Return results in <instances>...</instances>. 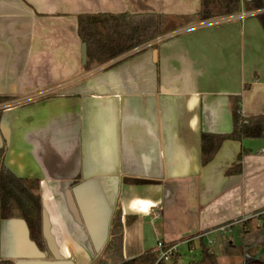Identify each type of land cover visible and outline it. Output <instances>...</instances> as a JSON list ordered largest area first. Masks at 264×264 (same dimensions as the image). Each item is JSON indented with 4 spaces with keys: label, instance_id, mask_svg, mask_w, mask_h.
Segmentation results:
<instances>
[{
    "label": "crops",
    "instance_id": "0c3cea01",
    "mask_svg": "<svg viewBox=\"0 0 264 264\" xmlns=\"http://www.w3.org/2000/svg\"><path fill=\"white\" fill-rule=\"evenodd\" d=\"M200 9L201 0H0V96L10 98L0 150L16 175L40 181L47 243L30 239L16 211L0 224V259L93 264L121 208L125 259L163 240L182 243L171 264H188L203 240L219 264H264L263 249L245 247L263 221L264 137L228 139L206 165L201 152L203 133L233 132L236 98L244 116L264 115V29L245 0L226 17L201 21ZM99 13L160 14L164 33L87 67L79 16ZM242 151L241 172L229 174Z\"/></svg>",
    "mask_w": 264,
    "mask_h": 264
},
{
    "label": "trees",
    "instance_id": "16d2710c",
    "mask_svg": "<svg viewBox=\"0 0 264 264\" xmlns=\"http://www.w3.org/2000/svg\"><path fill=\"white\" fill-rule=\"evenodd\" d=\"M242 0H201L198 13L201 21L226 17L240 12ZM245 9L257 12L264 29V0H245ZM163 16L160 14H82L79 16L78 32L87 44L88 67L91 62L104 63L118 58L134 49L151 42L163 33ZM9 97L0 96V103L9 101ZM234 130L230 134L203 133L201 137L202 163H210L219 152L222 144L228 140L264 137V115L246 117L243 115L240 99L233 103ZM245 151L238 157V164L228 173L241 172V162ZM5 150H0V224L11 218L17 211L26 222L30 239L42 250L47 249L43 231L42 198L38 193L40 181L16 175L4 162ZM260 230L246 238L245 247H258L264 250V216ZM133 218L127 217L131 222ZM112 237L101 255L93 264H165L158 262L155 251H148L138 257L125 259L122 253L124 222L122 209H118L112 220ZM201 254L188 264H219L217 255L202 240ZM2 264H14L3 261Z\"/></svg>",
    "mask_w": 264,
    "mask_h": 264
},
{
    "label": "built area",
    "instance_id": "2783aa9c",
    "mask_svg": "<svg viewBox=\"0 0 264 264\" xmlns=\"http://www.w3.org/2000/svg\"><path fill=\"white\" fill-rule=\"evenodd\" d=\"M157 41H160V38L157 39ZM28 100H31L28 99ZM23 102V101H22ZM260 215L263 217L264 216V211L260 213ZM231 227L232 225H226L224 227H221L220 230L224 231V232H231ZM190 239H188L187 241H185V243L190 242ZM182 243H166L163 240H160L157 243V246L155 248V252L158 255V262L163 261L165 264H171L173 259L178 255V253L180 252V248H181ZM3 259H0V264L3 263Z\"/></svg>",
    "mask_w": 264,
    "mask_h": 264
},
{
    "label": "water",
    "instance_id": "95a60500",
    "mask_svg": "<svg viewBox=\"0 0 264 264\" xmlns=\"http://www.w3.org/2000/svg\"><path fill=\"white\" fill-rule=\"evenodd\" d=\"M155 54H157V50L155 51ZM88 61V51H87V44H82V64L85 66Z\"/></svg>",
    "mask_w": 264,
    "mask_h": 264
},
{
    "label": "rangeland",
    "instance_id": "374dc122",
    "mask_svg": "<svg viewBox=\"0 0 264 264\" xmlns=\"http://www.w3.org/2000/svg\"><path fill=\"white\" fill-rule=\"evenodd\" d=\"M160 38V37H159ZM185 248H183V250H184ZM188 253V252H187Z\"/></svg>",
    "mask_w": 264,
    "mask_h": 264
}]
</instances>
